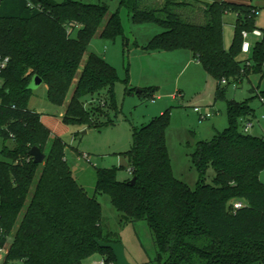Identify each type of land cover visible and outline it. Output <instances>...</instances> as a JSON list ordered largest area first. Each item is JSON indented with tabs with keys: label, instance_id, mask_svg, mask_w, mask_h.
<instances>
[{
	"label": "trees",
	"instance_id": "16d2710c",
	"mask_svg": "<svg viewBox=\"0 0 264 264\" xmlns=\"http://www.w3.org/2000/svg\"><path fill=\"white\" fill-rule=\"evenodd\" d=\"M264 1V0H263ZM121 8L134 22H155L163 31L144 49H189L217 80L216 99L227 102L228 126L211 140H198L192 162L199 171L196 188L173 172L166 141L169 110L134 128L125 153L133 177L119 180L113 167L97 168L98 193H107L121 222L145 220L156 247L154 259L141 264H264V136L243 132L241 122L254 115L251 99L227 98L228 85L251 73L264 75V30L242 55V32L256 27L254 4L200 0H120L112 12L107 2L0 0V56L9 57L0 73V244L9 243L6 260L21 264H84L86 257L107 254L96 238L121 242L107 231L102 206L73 176L67 143L29 107L36 76L47 84L52 103L65 105L64 119L94 126L84 98L112 90L117 69L88 51L90 42L124 34ZM237 12L236 33L224 43V14ZM77 35L73 36L74 31ZM244 63V65H243ZM226 80V83L223 81ZM74 85L68 102L67 96ZM12 141V145L8 144ZM38 146L42 163L30 154ZM215 171L213 182L206 169ZM242 206L235 207L236 203Z\"/></svg>",
	"mask_w": 264,
	"mask_h": 264
},
{
	"label": "rangeland",
	"instance_id": "374dc122",
	"mask_svg": "<svg viewBox=\"0 0 264 264\" xmlns=\"http://www.w3.org/2000/svg\"><path fill=\"white\" fill-rule=\"evenodd\" d=\"M84 2H107L112 12L119 8L120 0H83ZM213 2L216 0H200ZM239 4H254L259 7L254 21L256 27L264 30L263 0H219ZM124 34L116 38H101L97 35L89 44L83 57L96 53L116 69L119 79L113 89L103 90L84 98L85 106L91 111L94 126H82L64 119L65 105L50 101L46 83H31L33 93L29 107L42 113L43 123L54 135L67 145L65 156L73 176L90 196H96L101 203L107 231L119 235L125 246L126 255L132 264H141L156 256L153 237L145 220L121 222L120 213L107 193H98L97 168H117L119 180L132 178L130 163L125 153L133 143L134 128L140 127L155 116L169 110L170 124L166 141L175 176L188 183L193 189L199 171L192 162V152L198 140H211L217 130L228 126L227 102L216 99L217 80L206 72L203 66L192 58L189 49L149 52L144 49L153 35L163 29L155 22L136 23L131 12L121 8ZM224 43L229 49L236 33L237 12L228 10L224 14ZM77 35L75 30L73 36ZM260 39L250 34L249 40ZM160 53V54H159ZM244 58L246 55L242 53ZM244 65V63H243ZM74 85L67 96H72ZM264 90V75L251 73L242 82L228 85L227 98L243 101ZM180 91L178 97L174 95ZM255 108L252 116L253 128L247 132L256 135L264 127V104L255 96L250 101ZM200 106L212 110V117L201 118L194 110ZM242 126L244 122H241ZM86 131V132H85ZM261 135V134H260ZM259 136V134H258ZM4 140L0 137V159ZM12 145V141H8ZM207 180L213 182L215 171L211 165L206 169ZM107 254L94 253L86 257L84 264H98Z\"/></svg>",
	"mask_w": 264,
	"mask_h": 264
},
{
	"label": "built area",
	"instance_id": "2783aa9c",
	"mask_svg": "<svg viewBox=\"0 0 264 264\" xmlns=\"http://www.w3.org/2000/svg\"><path fill=\"white\" fill-rule=\"evenodd\" d=\"M250 34H253L258 38L259 37L262 38L263 31L259 28H255L252 31L244 30L242 32V35L244 38V41L242 44V53L244 55H246L247 58L249 57V55L251 53L252 45H253V42H251L249 40ZM9 60H10L9 57H1L0 56V73L7 67ZM223 82L226 83V80H224ZM1 85H2V81L0 80V86ZM260 101L264 104V97H260ZM194 110L199 113L201 118H209V117L213 116L212 111L204 110L200 106H196L194 108ZM243 122H244V125L242 126V130H243V132L247 133L251 129V127H253V123L250 120H245ZM134 171H135V168L133 166H130L129 172L133 175ZM241 206H242V203H240V202L235 204V207H237V208H239ZM8 246H9V243H7L5 245L0 244V264H21V263H17V262H9L6 260V256L8 253ZM96 263L104 264L105 261H104V259H102L101 261H98Z\"/></svg>",
	"mask_w": 264,
	"mask_h": 264
},
{
	"label": "water",
	"instance_id": "95a60500",
	"mask_svg": "<svg viewBox=\"0 0 264 264\" xmlns=\"http://www.w3.org/2000/svg\"><path fill=\"white\" fill-rule=\"evenodd\" d=\"M53 1L58 4H61L63 2V0H53ZM33 81L36 85H40L41 83H43V80L38 76H36ZM30 154L34 158V162L36 163H42L46 157V154L38 146H33L30 150ZM135 182H136V177L134 176L131 178L130 183L134 184ZM96 243L101 248L112 249L116 257V264H132L126 255L125 246L123 245V243L114 242V241H104L99 238H96Z\"/></svg>",
	"mask_w": 264,
	"mask_h": 264
},
{
	"label": "crops",
	"instance_id": "0c3cea01",
	"mask_svg": "<svg viewBox=\"0 0 264 264\" xmlns=\"http://www.w3.org/2000/svg\"><path fill=\"white\" fill-rule=\"evenodd\" d=\"M154 36V35H153ZM152 36V37H153ZM151 39V38H150ZM162 52V51H161ZM160 54V53H159ZM192 58L194 59V60H196L195 58H194V56H193V54H192ZM197 61V60H196ZM198 62V61H197ZM199 63V62H198ZM180 94V91H178L175 95H174V97H178V95ZM254 108V107H253ZM210 111H212V110H210ZM212 113L214 114V112L212 111ZM254 114H255V108H254ZM262 117L264 118V111H263V114H262ZM249 120L250 121H252V123H253V126H254V121H253V119H252V117L251 118H249ZM253 128V127H252ZM261 128L263 129V131L261 132L260 131V129H257V131H256V135H258L259 134V136H264V127L261 125ZM217 131H219V130H217ZM216 131V132H217ZM261 134V135H260Z\"/></svg>",
	"mask_w": 264,
	"mask_h": 264
}]
</instances>
